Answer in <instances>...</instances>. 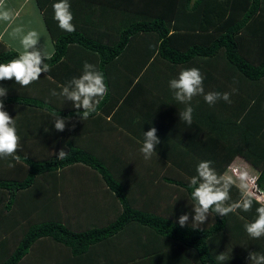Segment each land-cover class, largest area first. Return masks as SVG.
Wrapping results in <instances>:
<instances>
[{"label":"trees","instance_id":"obj_1","mask_svg":"<svg viewBox=\"0 0 264 264\" xmlns=\"http://www.w3.org/2000/svg\"><path fill=\"white\" fill-rule=\"evenodd\" d=\"M34 1L55 49L47 61L50 68L73 46L93 56L104 74L111 62L133 55L137 80L123 79L116 100L106 79L107 96L96 114L82 120L74 110L56 106L48 91L39 96L32 93L33 85L32 91H18L10 90L12 81L3 82L9 89L5 108L20 106L11 115L34 143L41 142L38 137L51 126L54 114L70 117L66 126L78 133L62 136L61 147L51 144L54 154L26 151L21 140L19 160L0 159V264H99L104 254L114 252L124 263L162 260L166 253L179 260L181 251L182 264H216L215 255L224 251L231 257L225 264H248V252L264 250V240L250 241L243 231L254 216L255 203L252 211L217 216L196 229L181 227L178 217L191 213L186 177L203 159L212 160L225 174L240 158V169L251 171L258 177V189H264V0H70L76 26L72 33L56 26L53 0ZM14 55L0 42V61ZM188 67L200 69L206 91L236 89L231 103L220 100L209 107L202 97L194 98L190 126L178 119L183 105L172 99L167 87L170 78ZM152 69L154 79H145ZM65 80L46 79L58 91ZM146 86L148 96L138 91ZM87 120L89 133L84 135ZM145 123L157 129L161 140L157 154L148 160L139 151L142 135L134 131L138 126L145 129ZM94 129L103 146L91 142ZM60 150L65 157H57ZM67 173L83 176L85 196L90 187L111 194L108 212H88L101 224L88 221L76 228L68 223V215L61 213L65 224L60 213H47L51 208L43 204L52 199L50 191L56 198L65 192L62 180ZM230 196L234 201L242 198L238 185ZM41 212L48 217L40 220ZM41 241L48 246L34 256Z\"/></svg>","mask_w":264,"mask_h":264},{"label":"clouds","instance_id":"obj_2","mask_svg":"<svg viewBox=\"0 0 264 264\" xmlns=\"http://www.w3.org/2000/svg\"><path fill=\"white\" fill-rule=\"evenodd\" d=\"M52 11V18L58 29L66 33L75 31L70 0H53ZM18 15L19 11L8 0H0V25L5 29V42L15 53L11 58L0 61V159L12 157L19 160L17 153L21 148L16 116H10L5 108L9 89L3 82L12 81L18 91H30V86L39 81L42 74L47 76L50 71L47 61L55 54L51 45L47 48L40 46L44 34L32 26V21L18 20ZM48 79L51 80L52 77L48 76ZM204 79L198 67H188L180 69L167 82L172 99L183 105L177 116L186 125L193 123L194 98L202 97L204 103L212 107L220 100L231 103L230 97L236 91L234 88L230 92L206 91ZM105 81V75L98 66L85 61L79 75L58 84L59 91L51 89L50 95L60 98L64 104H70L80 120L87 119L97 113L99 105L108 94L109 88ZM70 120V117L54 114L49 124L56 132H63ZM44 130L49 131L48 128ZM160 144L157 129L150 127L142 133L139 151L144 159L148 160L157 154ZM66 154L64 150H60L57 157L63 158ZM232 172L235 179L233 175L219 173L212 160L198 161L194 173L186 177L187 187L191 189V213L180 215L178 223L181 227L187 224L196 229L217 216L224 217L229 213L239 215L240 212L252 211L255 203L254 216L243 224V231L250 241L264 240V189H258V177L250 175L249 171L235 167ZM237 181L238 188L242 190V198L234 201L230 192ZM230 258V254L225 251L215 255L216 264H225ZM247 260L248 264H264V250L248 252Z\"/></svg>","mask_w":264,"mask_h":264},{"label":"crops","instance_id":"obj_3","mask_svg":"<svg viewBox=\"0 0 264 264\" xmlns=\"http://www.w3.org/2000/svg\"><path fill=\"white\" fill-rule=\"evenodd\" d=\"M8 2L19 11V15L17 17L18 20H31L32 21V26L36 27L38 30H40L44 35L43 38H41V47L42 48H47L48 45H51L53 47V43L52 40L50 38V35L45 27L44 21H43V17L41 12L39 11V9L37 8L35 1L34 0H8ZM5 38V29L3 25H0V42H2L7 48L11 49V47H9V45L5 42L4 40ZM68 55L66 56L65 59H63L62 61H60L59 64L55 65L54 67L50 68L49 73L47 74V76H43L39 81L35 82L38 84H33L34 86V92H32L34 95H39L41 96L42 94L44 95L45 92L48 91V93L46 94L48 97L51 98V100L56 104V106H63L66 108V111L69 110H73L70 106V104H64L62 102V100L58 97H53L50 95L49 90L51 89H56L55 87L51 86L53 85L48 84L46 79H48V76H51L52 79H69L72 76H77L80 74L81 70H82V65L85 61L94 64L96 66H98L99 68V63L96 61V59H94L93 56H91L89 53H87L86 51H84L81 48L78 47H73L70 46L68 49ZM135 59L133 57V55H126V58L124 57V59H117L113 62H111L110 64H108L105 67V77L106 79L110 80V85L112 86V94H113V99L115 98L116 100L119 99L120 94L122 93L123 90V86L124 83L123 81L133 78V73L136 71H133V69H135L136 65H135ZM133 68V69H132ZM132 69V70H130ZM154 73V69L148 71V73L145 75V79H154L153 76ZM122 79V80H121ZM124 79V80H123ZM11 86L10 90H13V88L17 89V86L14 85L13 83L9 84ZM152 85V84H150ZM32 87V85L30 86V88ZM51 88V89H50ZM149 88L150 87H145V88H140L138 91L139 92H143L146 94V96H148L150 94L149 92ZM152 89H154V87H152ZM32 91V90H30ZM58 91V90H57ZM42 95V96H43ZM137 103H140V100L137 101ZM115 104V103H113ZM116 108H113V110H111V115L112 113H114ZM10 116L11 113H17L20 111V106L18 107L17 105H14L12 107H9V109H6ZM106 119H109L108 117ZM87 122H89L88 120L85 122L84 126H83V132L88 131V126H87ZM142 123V122H140ZM144 124V123H143ZM140 125V124H139ZM142 125V124H141ZM51 126L48 127L49 131L45 132V130H43V136L42 137H38V141L41 142L40 143H34L32 141V139L30 137H27L26 134L24 136V132L25 130L22 132V128L20 129V127L17 125V129H18V134L20 136V142L22 140L25 141L24 148L25 150L29 151L30 149H38L41 151H46L47 153L51 152V154H54L56 149L54 150L48 147L52 146V145H57L58 147H61V142L62 139L61 137L64 135H66L67 137H71L73 138V136L75 137V132H77V130L75 131L73 127H65V130L63 132H56L55 130H53L52 128H50ZM139 130H134L135 132H140L141 135L143 133V131H147L150 127H153L150 123H145V129L141 128V126H138ZM73 128V129H72ZM95 132H97V129H94ZM169 131V130H168ZM167 131V132H168ZM84 132V135L86 134ZM93 132V133H95ZM48 134V135H47ZM55 135V136H54ZM25 137V138H24ZM54 137V139L52 138ZM95 137V138H94ZM92 137V143L97 142L98 144H100V146H103L102 142L103 139L102 137L99 135V133L97 132V134ZM29 138V139H28ZM52 141L48 143V141ZM65 140H68V138H65ZM82 140H86L85 137H82ZM63 143V142H62ZM52 144V145H51ZM22 145V144H20ZM56 146V147H57ZM79 177H75V178H83V176L81 174H78ZM71 178H74V176H71V173H67L66 175L64 174V179L62 180V189L67 193L65 194V192L62 194H60V197L56 198L58 199L56 202L58 203L57 208L60 210V212L57 211L58 213H63V215H68V223L71 222V225H80L83 224V226H86V222H91L92 221V217L91 214L88 212L94 210V212H98V213H102V212H108L110 210V203L108 202L112 197L111 194L107 191H105V189L101 188V189H95V188H89L87 190L88 195L85 196L83 195H73L72 194V189L70 188V180ZM61 185V186H62ZM66 185V186H65ZM86 186H88L86 184ZM68 187V188H66ZM81 193H83L84 190L79 189ZM69 196H73L72 199H70ZM55 199V200H56ZM52 200V201H55ZM163 207V206H162ZM81 210V211H80ZM52 212V209H51ZM80 212L83 213V217L80 216ZM56 214V213H55ZM62 215V214H61ZM62 215V220L64 221V223L66 224L65 220H64V216ZM77 226H74L76 228H78ZM72 226V227H73ZM48 242L46 241H41L39 242L36 247L34 248V256H37V254L39 252H41V254L44 253V251L46 250L44 248V246H48L47 244ZM51 244V243H50ZM38 246V247H37ZM46 246V247H47ZM52 247V245H51ZM120 248V247H119ZM180 252V251H179ZM31 254V253H30ZM180 255L183 256V258H185L184 253L181 251L179 253ZM175 254L174 255H170L169 253L167 255V253L162 257V260H150L151 258H147V259H137L134 261H131L129 263H124V257L122 258L120 255H117L116 252L112 253V254H104L102 256V258H100L99 264H182L183 262V258L179 259L178 258L180 256H177L174 259ZM243 257V256H242ZM157 259V258H154ZM170 261H172L170 263Z\"/></svg>","mask_w":264,"mask_h":264},{"label":"rangeland","instance_id":"obj_4","mask_svg":"<svg viewBox=\"0 0 264 264\" xmlns=\"http://www.w3.org/2000/svg\"><path fill=\"white\" fill-rule=\"evenodd\" d=\"M99 24V23H98ZM116 28H118V26H116ZM120 28V27H119ZM4 40H5V38H4ZM159 66H162L161 65V63H159L158 64ZM155 74H153V76H154ZM131 80L132 79H135V80H137L136 78H130ZM144 83L145 84H147L146 83V81H144ZM144 84V85H145ZM195 105V104H194ZM64 110H66V108H64ZM243 148V147H242ZM242 151H243V149H242ZM244 163L242 162V160L240 159V158H235L234 159V161L229 165V167H228V170H230V171H232V168H235V167H238V168H241V166L243 165ZM228 170H227V172L225 173V175H228ZM231 174H232V172H231ZM230 174V175H231ZM250 174H252V172L250 171ZM233 178H235L234 177V175H233ZM83 183H84V180H83V178H71V180H70V188L72 189V194L73 195H83V193H80L79 191H78V189H82V190H84V189H86V187L85 188H82V186H84L83 185ZM238 181H237V184L236 185H238ZM66 186V185H65ZM66 188H68V187H66ZM85 191H87V190H85ZM50 193L51 194H49V195H51L52 196V199H49L48 200V202H45L43 205H45V204H47V206L49 207V208H51L52 209V212H51V210L50 211H48L47 210V213L48 214H50V215H54L55 213H57V211L59 210L58 208H57V206H58V203L56 202L58 199H56L55 200V198H56V195H53L52 194V191H50ZM65 194H67L66 192H65ZM70 197V199H72L73 198V196H69ZM52 200H55V201H52ZM81 211V210H80ZM42 215V216H41ZM41 215H40V220H43L44 218H47L48 216L46 215V212H41ZM80 216H82L83 217V213H81L80 212ZM95 221H97V220H95ZM95 221H91V222H89V224H91V223H93V222H95ZM98 222V224H94V225H99V224H101V222H99V221H97ZM87 223V222H86ZM19 239H20V237L17 239V242L19 241Z\"/></svg>","mask_w":264,"mask_h":264}]
</instances>
